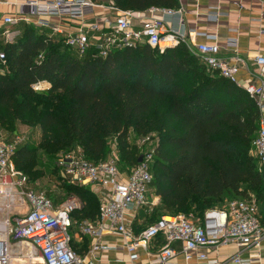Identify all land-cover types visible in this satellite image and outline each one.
I'll list each match as a JSON object with an SVG mask.
<instances>
[{
  "label": "trees",
  "instance_id": "1",
  "mask_svg": "<svg viewBox=\"0 0 264 264\" xmlns=\"http://www.w3.org/2000/svg\"><path fill=\"white\" fill-rule=\"evenodd\" d=\"M122 9L172 7L175 0H113ZM15 41L0 45V123L32 112L41 129L38 148L50 158L79 147L98 163L110 152L109 138L133 168L137 154L127 135L157 134L149 188L159 197L157 218L193 212L199 220L225 195L264 196L252 154L260 125L256 101L245 89L208 71L184 43L163 53L146 44L101 57H77L60 39L22 24ZM47 82L42 90L32 85ZM34 149L18 147L16 167L36 166ZM27 163L24 165V162ZM84 203L72 220H94L99 199L87 186L61 184ZM154 219V220H156ZM153 219L150 221H154Z\"/></svg>",
  "mask_w": 264,
  "mask_h": 264
},
{
  "label": "built area",
  "instance_id": "2",
  "mask_svg": "<svg viewBox=\"0 0 264 264\" xmlns=\"http://www.w3.org/2000/svg\"><path fill=\"white\" fill-rule=\"evenodd\" d=\"M16 2L20 6L18 13L4 15L0 20V44L13 42L17 38L19 30L15 29V25L20 20L39 29H49V37L60 39L79 58L88 53L105 57L113 50L140 44L163 53L184 43L208 71L242 87L255 99L261 116L259 129L252 141V154L264 183V54L254 58L259 85L241 86L237 78L239 60L235 57L232 62L222 57L214 35L209 37L205 33H196L205 39L191 46L172 24L155 16L157 13L175 15L173 9L150 7L145 11V18H141L140 12L122 9L113 0ZM229 43L234 45L235 41ZM5 59L6 53L0 49V63L4 64ZM32 88L42 90L45 88L44 82L34 83ZM148 140L149 136L139 144L137 158L141 156V161H137L128 172L119 170L116 156L93 163L80 154L81 150L77 154L65 155L58 161L59 176L64 183L87 186L99 199L97 217L78 224V232L82 236L94 239L87 253L88 259L78 255L71 246L72 213L83 207L82 200L74 193H67L56 203L43 191H30L20 200L26 205L24 213L12 219L13 223L8 217L3 223L7 240L0 241V264H9V239L16 247L19 244L28 247L31 257L37 258L41 264H95L94 253L110 248L99 240L105 222L110 231L123 237L131 264H144L138 261V250L147 251L149 243L160 235L163 243L148 264H168L178 253L183 257V264H250L260 260L259 252L249 257L235 253L225 260L210 258L209 252L230 243L259 249L264 240V196L262 201L252 194L231 199L222 208L206 209L198 221H191L182 213L164 214L138 233L134 232L128 213L135 214L142 207L152 210L160 202L157 196L151 200L147 197L152 179L151 164L157 147L148 146ZM20 141L21 138L17 136L10 141L0 138V195L10 197V201L13 189L20 186L21 181L13 176V155ZM174 243L180 244L179 250L173 247Z\"/></svg>",
  "mask_w": 264,
  "mask_h": 264
},
{
  "label": "crops",
  "instance_id": "3",
  "mask_svg": "<svg viewBox=\"0 0 264 264\" xmlns=\"http://www.w3.org/2000/svg\"><path fill=\"white\" fill-rule=\"evenodd\" d=\"M175 2L174 6L165 7L173 9L176 12L175 15L157 13L155 16L172 24L175 29L183 34L184 41L191 46L205 39L204 36L196 33H205L209 37L214 35L220 47V55L232 62L235 61V57L239 60L237 78L240 85H259L260 80L257 76V66L254 63V58L264 54V0H175ZM19 10L20 6L16 0H0V20L4 15H16ZM146 10L136 12H140L139 16L145 18L147 15ZM22 24L29 23L20 20L15 25V29L19 30ZM39 30L50 33L49 29ZM232 40L235 41L234 45L229 43ZM48 85L47 82H44L45 88ZM145 208H139L135 214L128 213L129 218H131L130 226L135 233H138L148 224L142 223ZM4 219H6V216L0 214V241L6 242L7 237L3 228ZM72 240L71 246L76 253L88 259L89 255L87 253L94 239L75 232ZM99 240L108 244L110 248L94 253L95 264H131L124 247L123 237L110 231L106 222L102 224V233ZM162 243L163 237L160 235L149 243L147 251L139 249L138 261L148 264ZM173 247L179 250L180 244L174 243ZM257 252H259L260 260H255L250 264H264V240L259 249L253 246L239 247L235 243H230L210 250L209 256L210 258L225 260L235 253H239L242 257H249L254 256ZM7 256L9 264H37L38 262L37 258L31 257L28 247L20 244L16 247L10 239L8 240ZM183 263V257L178 253L168 264Z\"/></svg>",
  "mask_w": 264,
  "mask_h": 264
},
{
  "label": "rangeland",
  "instance_id": "4",
  "mask_svg": "<svg viewBox=\"0 0 264 264\" xmlns=\"http://www.w3.org/2000/svg\"><path fill=\"white\" fill-rule=\"evenodd\" d=\"M2 45V44H0ZM4 116V113L0 111V117ZM21 138L19 146L29 145L34 149V158L36 159V166L31 169L30 172H25L23 168L16 167L14 164V177H18L20 181V186H17L16 189H13V197L12 201L8 200L10 197L4 196V194L0 195V214H4L9 217L10 221L13 223L12 219L14 217H18L24 213L26 210L25 202L21 203L20 200L25 198V194L27 192H40L43 191L48 197L52 199L53 202H59L67 192L64 187L61 185L64 183L60 178V172L57 166L58 161L65 155L69 154H77L80 153L79 147H71L67 151L59 152L54 157L50 158L47 156L41 149L38 148L41 139V129L37 123V120L32 112L26 113L21 119H17L13 122L5 123L2 125L0 123V138L10 141L14 137ZM146 136V137H145ZM149 136V140L146 143L148 146H155L158 143L157 134H148V135H137L132 130L128 132L127 135V143L126 146L132 151L136 152L139 144L142 140H145ZM110 142V152L106 156V159L111 156H116L117 166L121 172H128L131 168L122 160V156L120 151L118 150L117 142L113 138H109ZM17 147V148H18ZM82 155V153H80ZM14 162V161H13ZM27 163L24 162V165ZM12 176V178H13ZM252 194L254 197L255 195ZM147 197L148 200L156 197L154 195V190L149 188ZM242 198L234 195H225L222 197L221 201H219L214 208H222L227 202L231 199ZM145 208V207H144ZM157 206L152 210L149 207H146L144 210V219L143 224L149 223L152 219H156L157 216ZM182 213V212H181ZM182 214L186 215V217L191 221H198L196 213L183 212ZM78 224L77 220H73V226L71 228L72 236L75 232H78ZM73 241V240H72ZM37 264H41L39 261Z\"/></svg>",
  "mask_w": 264,
  "mask_h": 264
},
{
  "label": "water",
  "instance_id": "5",
  "mask_svg": "<svg viewBox=\"0 0 264 264\" xmlns=\"http://www.w3.org/2000/svg\"><path fill=\"white\" fill-rule=\"evenodd\" d=\"M172 48H174V47H172ZM172 48H169V49H172ZM169 49H167V50H169ZM167 50H165V51H167ZM137 161H138V162L141 161V156H139V157L137 158Z\"/></svg>",
  "mask_w": 264,
  "mask_h": 264
},
{
  "label": "bare ground",
  "instance_id": "6",
  "mask_svg": "<svg viewBox=\"0 0 264 264\" xmlns=\"http://www.w3.org/2000/svg\"><path fill=\"white\" fill-rule=\"evenodd\" d=\"M5 220H6V219H4L3 223H5ZM2 250H3V249H2Z\"/></svg>",
  "mask_w": 264,
  "mask_h": 264
}]
</instances>
